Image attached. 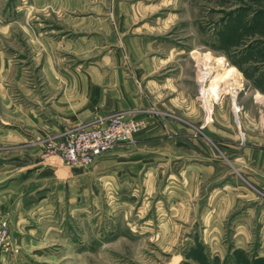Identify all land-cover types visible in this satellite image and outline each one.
I'll use <instances>...</instances> for the list:
<instances>
[{
    "label": "rangeland",
    "instance_id": "374dc122",
    "mask_svg": "<svg viewBox=\"0 0 264 264\" xmlns=\"http://www.w3.org/2000/svg\"><path fill=\"white\" fill-rule=\"evenodd\" d=\"M231 67L236 97L203 92ZM79 72L112 110L51 130ZM114 116L138 123L128 140L55 172L51 146ZM19 171L52 182L54 218L23 245L0 221L3 264H264V0H0V182Z\"/></svg>",
    "mask_w": 264,
    "mask_h": 264
},
{
    "label": "crops",
    "instance_id": "0c3cea01",
    "mask_svg": "<svg viewBox=\"0 0 264 264\" xmlns=\"http://www.w3.org/2000/svg\"><path fill=\"white\" fill-rule=\"evenodd\" d=\"M87 74L79 72L77 75L74 73H66L64 75L63 79H66L67 81H69V79H77L80 81L79 85L82 87L81 94H78L79 96H75L74 98L72 92L75 90V87H73L75 86V83L70 85V87L66 85L62 91L47 104V107L49 108L48 110H50L51 113V119L49 122L51 130H57L64 127H82L83 124H86L95 118L97 114H101V112L106 113L109 110H112V107L110 106L117 103L115 100L110 101L111 104L108 109V104H106L108 103L107 95L105 92L95 96V98H98L96 103L92 101L89 96L85 98V89L88 91L89 88ZM126 86L129 88V84L125 82L121 76L118 77V111L129 106L127 97L131 93L130 91H124L125 93L122 92V87L125 89ZM127 87L126 89H128ZM91 102H93L94 107H92ZM41 107L42 105H40V110L42 109ZM9 108L15 116L17 112V116L20 120L24 119L25 125L27 124L26 121L29 120V123H32V125L34 124L36 130L43 132V118L40 114L39 118L37 117V114L21 106H9ZM39 119H41V121H39ZM38 123L39 126L37 125ZM22 125L23 123L18 124L19 127ZM13 133L15 134L17 132ZM51 162L57 165L55 172H58L59 166L61 165L58 157L52 159ZM25 180L26 172L19 171L11 173L6 181L3 180L0 182V221H7L8 230L13 240H16L18 243L23 242L22 245L35 240L37 225H34V221H39V219L45 218V221L52 222L54 218L52 211V182L26 183ZM32 192L41 193L38 197H43V199H35L34 195L30 194ZM21 252H26L25 247L21 248ZM5 256L8 258L7 253L1 251L0 264H3ZM18 256H23V254L21 253Z\"/></svg>",
    "mask_w": 264,
    "mask_h": 264
},
{
    "label": "built area",
    "instance_id": "2783aa9c",
    "mask_svg": "<svg viewBox=\"0 0 264 264\" xmlns=\"http://www.w3.org/2000/svg\"><path fill=\"white\" fill-rule=\"evenodd\" d=\"M137 122L114 116L96 127L80 128L51 146L49 152L67 163H92L104 151L116 143L128 140L137 129ZM6 232L0 231V246Z\"/></svg>",
    "mask_w": 264,
    "mask_h": 264
},
{
    "label": "bare ground",
    "instance_id": "6f19581e",
    "mask_svg": "<svg viewBox=\"0 0 264 264\" xmlns=\"http://www.w3.org/2000/svg\"><path fill=\"white\" fill-rule=\"evenodd\" d=\"M208 67V66H207ZM213 69V68H212ZM208 72H211V71H206V73H202V75L200 76V78L199 79H201V80H205V76L207 75V73ZM212 74H213V72H212ZM211 74V75H212ZM237 80V74H236V70H235V68H229V70L227 71V73H226V75L220 80H216V79H214V80H211L210 81V83H209V85H208V87H207V89H204L203 87H202V90H203V92L204 91H207V93L208 94H211V95H217L216 93H217V91H219V90H225V89H227V88H229L230 89V94L232 95V96H234V94L236 93L235 91H231L232 89H231V87H230V84H229V82L230 81H233V82H235ZM237 86V85H236ZM233 87V86H232ZM234 89V88H233ZM234 97H236V96H234ZM234 99V98H233ZM116 201V200H115ZM141 212V211H140Z\"/></svg>",
    "mask_w": 264,
    "mask_h": 264
}]
</instances>
